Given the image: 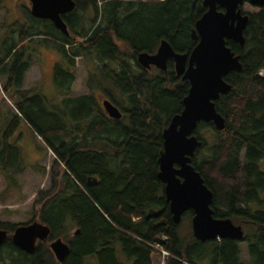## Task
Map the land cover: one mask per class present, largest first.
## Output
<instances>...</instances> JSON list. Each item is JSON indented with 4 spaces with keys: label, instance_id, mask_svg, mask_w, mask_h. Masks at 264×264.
<instances>
[{
    "label": "trees",
    "instance_id": "16d2710c",
    "mask_svg": "<svg viewBox=\"0 0 264 264\" xmlns=\"http://www.w3.org/2000/svg\"><path fill=\"white\" fill-rule=\"evenodd\" d=\"M202 1L75 0V8L62 15L68 34L24 7L18 34L8 35L11 26L2 34L0 91L9 97V109L7 114L0 106V131L3 120L9 121L0 134V173L10 180L22 168L19 150L9 142L22 120L54 154L49 188L37 191L31 222L46 224L47 241L61 237L69 253L62 263L55 261L46 241L26 253L10 237L20 224L0 220L8 232L0 264H124L118 250L131 264H153L154 244L169 251L165 264H246L241 241L247 263L264 264V6L246 12L242 46L226 41L239 54L242 69L224 77L231 89L215 101L224 127L198 123L195 134L202 143L191 162L213 192V215L241 219L248 226L243 239L200 241L192 229L181 233L158 178L162 132L183 109L189 82L174 73L172 61L165 71H149L136 55L154 53L163 39L174 51L189 53L196 43L195 21L206 9ZM32 40L52 46L60 56L52 77L64 97L49 102L51 109L44 94L22 86L33 50L25 42ZM77 58L94 60L119 89L117 98L100 86L123 110L122 119L105 116L92 85L90 93L70 94ZM92 81L100 85L94 74ZM91 176L96 179L89 184ZM192 214L188 210L182 217L191 221ZM72 228L79 233L68 236Z\"/></svg>",
    "mask_w": 264,
    "mask_h": 264
},
{
    "label": "water",
    "instance_id": "95a60500",
    "mask_svg": "<svg viewBox=\"0 0 264 264\" xmlns=\"http://www.w3.org/2000/svg\"><path fill=\"white\" fill-rule=\"evenodd\" d=\"M29 1L33 17L48 19L57 29L68 34L62 15L75 8V0ZM245 2L254 7L264 6V0H203L206 9L195 21L192 38L196 43L189 53L174 51L163 39L154 53L140 52L136 55L143 68L149 69L154 65L162 71L167 69V61L172 59L177 76L189 82L182 100L183 109L171 117L162 132L163 151L158 158V178L164 184L163 193L173 221L178 224L183 213L191 210L192 233L200 241L217 238L242 240L244 237L241 224L228 217L213 215V192L191 162L195 150L202 143L195 134L198 123L211 122L218 130L224 127V117L217 112L215 101L231 89L224 77L231 71L242 69L239 54H235L226 41L244 44L243 32L249 18L242 10ZM102 105L110 118L121 119L122 112L109 99H104ZM49 233L46 224L34 220L18 225L10 236L16 247L32 253L37 241H46ZM78 233L76 228L74 234ZM7 235L8 232L0 228V246ZM49 247L60 263L69 253V244L61 237L51 240Z\"/></svg>",
    "mask_w": 264,
    "mask_h": 264
},
{
    "label": "rangeland",
    "instance_id": "374dc122",
    "mask_svg": "<svg viewBox=\"0 0 264 264\" xmlns=\"http://www.w3.org/2000/svg\"><path fill=\"white\" fill-rule=\"evenodd\" d=\"M29 0H0V37L2 34L11 26L8 31V35L12 36L13 32L17 35L21 29V25L24 18V7L29 8ZM242 9L246 12H251L255 8L247 2L242 5ZM26 47H32V64L28 68V71L24 77L23 88L29 89L31 92H39L44 94L46 97L45 104L49 109L51 105L49 102H53L60 97L62 99L64 96H56L57 87L55 83L51 82L50 71L53 61L56 59L54 57L53 48L49 45H42L37 41H26ZM43 46V47H42ZM96 62L90 59L77 58L76 59V70H75V80L72 82L71 95H82L90 93L88 86L92 85V89L103 92L102 88L112 89L119 97V89L115 88L109 78L101 73L99 68L95 66ZM95 75L99 84H95L92 81V76ZM53 81V80H52ZM4 78L0 77V86H3ZM54 85V86H53ZM99 85V86H98ZM101 86V87H100ZM58 92V91H57ZM9 97L5 93L0 91V106L5 108L8 114L7 101ZM48 101V102H47ZM8 117L6 118V120ZM2 122L3 128L5 129L6 124ZM1 129V131L3 130ZM0 131V134H1ZM9 142L15 145L19 150L20 166L22 168L21 174H16L10 181L6 179L0 173V219L1 221H8L13 224L30 223L32 220V206L35 200V196L38 190H46L50 185L49 171L50 165L53 161L52 156L48 153H44V143L42 138H37V143H34L32 139L29 140L28 136H25L24 131L19 129L16 138L10 136ZM2 144H0V149H2ZM39 158L38 165L34 161ZM1 166V162H0ZM10 169V167H9ZM12 171V170H11ZM62 171V170H61ZM20 185L21 192L18 186ZM17 192V193H15ZM13 204H18L17 207ZM2 215H7L3 217ZM7 218V220H5ZM39 221V220H38ZM234 223L241 224L243 230H248V226H244L241 219H234ZM179 229L181 233H187L191 230V222L188 215L181 218L179 222ZM74 228L69 229L68 236L72 235ZM49 245L50 241H46ZM45 242V243H46ZM242 250V258L247 263L246 256V243L244 241L240 242ZM50 248V247H49ZM2 253H4L2 251ZM5 254V253H4ZM156 252L152 254L153 264H156ZM117 255L124 264H131L130 260L125 257V255L118 250ZM54 257V256H53ZM55 261L56 258L54 257Z\"/></svg>",
    "mask_w": 264,
    "mask_h": 264
},
{
    "label": "crops",
    "instance_id": "0c3cea01",
    "mask_svg": "<svg viewBox=\"0 0 264 264\" xmlns=\"http://www.w3.org/2000/svg\"><path fill=\"white\" fill-rule=\"evenodd\" d=\"M42 45H44L43 43H41ZM43 47V46H42ZM49 47H51V48H53L52 46H49ZM29 49H32V47L30 46L29 47ZM53 53H54V57H56V59L53 61V63H52V66H51V71H50V79H51V82H53L52 80H53V66H54V64L57 62V61H59L60 60V56H59V54H58V52H57V50L55 49V48H53ZM27 71H28V69H27ZM27 71L25 72V75H26V73H27ZM25 77V76H24ZM54 86V85H53ZM56 96H58V92L56 91ZM59 100H60V98H56V100H54L52 103H58L59 102ZM10 105H11V102L9 103ZM10 111H11V113H15V111L13 110V108H10ZM7 120H5V122H6ZM19 129H22L23 131H24V134H25V136H28L29 137V140L30 139H32V141L34 142V143H37L36 141H37V138H40V136H38V135H36V134H34V132H33V130L29 127V125L28 124H26L24 121H22V120H20L19 121V124L16 126V129L14 130V132H13V134L11 135L12 137H14V138H16V135H17V133H18V131H19ZM37 137V138H36ZM43 147H44V153H50L49 155H51L52 156V159L54 158V154L51 152V151H49V150H47V148H46V146L45 145H43ZM38 160H39V158H38V156H37V159L34 161V163H37V165L39 164L38 163ZM20 172H22V169H17V171L16 172H14L15 174L14 175H16V174H21ZM12 179H10V181H11ZM15 186H18L19 187V190H20V188H21V186L20 185H15ZM20 192H21V190H20ZM15 193H17V192H15ZM17 205L18 204H13V206H15V207H17ZM0 206H2L1 204H0ZM3 217H7V215H2ZM1 220V219H0ZM5 220H7V218H5Z\"/></svg>",
    "mask_w": 264,
    "mask_h": 264
},
{
    "label": "flooded vegetation",
    "instance_id": "af4514ba",
    "mask_svg": "<svg viewBox=\"0 0 264 264\" xmlns=\"http://www.w3.org/2000/svg\"><path fill=\"white\" fill-rule=\"evenodd\" d=\"M49 21H50V20H49ZM169 61H172V64H173V70H174V73L176 74V72H175V66H174V61H173L172 59H169V60L167 61V66H168ZM146 70H149V71H155V70H160V69L157 68L156 66L152 65L149 69H146ZM160 71H161V70H160ZM176 75H177V74H176ZM95 96H96V99H97V101L99 102L100 106L102 107L105 116L108 117V118H110V117L107 115V113H105L104 108H103V105H102V101H103L104 99H109V100L111 101L110 97H108L107 95H105V94H104L103 92H101V91H98L97 93H95ZM111 102H112V101H111ZM112 104L115 105L116 107H118V109L122 112V117H121V119H122L123 116H124V112H123V110H122L119 106H117L115 103L112 102ZM111 119H112V118H111ZM108 152H109V149L106 148V153H108ZM94 179H96L95 176L87 177V183H89V184L94 183V182H95Z\"/></svg>",
    "mask_w": 264,
    "mask_h": 264
},
{
    "label": "built area",
    "instance_id": "2783aa9c",
    "mask_svg": "<svg viewBox=\"0 0 264 264\" xmlns=\"http://www.w3.org/2000/svg\"><path fill=\"white\" fill-rule=\"evenodd\" d=\"M157 254V264H165L166 259L170 256L169 251L161 247L159 244H154Z\"/></svg>",
    "mask_w": 264,
    "mask_h": 264
},
{
    "label": "bare ground",
    "instance_id": "6f19581e",
    "mask_svg": "<svg viewBox=\"0 0 264 264\" xmlns=\"http://www.w3.org/2000/svg\"><path fill=\"white\" fill-rule=\"evenodd\" d=\"M186 213V212H185Z\"/></svg>",
    "mask_w": 264,
    "mask_h": 264
}]
</instances>
